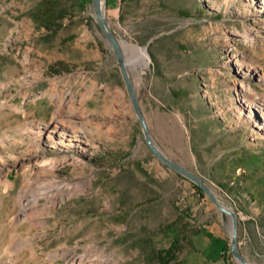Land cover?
Instances as JSON below:
<instances>
[{"label": "rangeland", "instance_id": "374dc122", "mask_svg": "<svg viewBox=\"0 0 264 264\" xmlns=\"http://www.w3.org/2000/svg\"><path fill=\"white\" fill-rule=\"evenodd\" d=\"M106 3L152 140L264 264V0ZM229 226L145 144L91 1L0 0V264H160L176 233L168 264H240Z\"/></svg>", "mask_w": 264, "mask_h": 264}, {"label": "water", "instance_id": "95a60500", "mask_svg": "<svg viewBox=\"0 0 264 264\" xmlns=\"http://www.w3.org/2000/svg\"><path fill=\"white\" fill-rule=\"evenodd\" d=\"M91 1L95 20L110 44L113 54L118 62L120 73L123 79V82L126 87V91L128 97L130 99L133 110L138 118L140 124V131L142 137L145 141V144L148 146L150 151L166 166L170 169L180 173L184 177L188 178L192 181L196 186H198L203 192L211 199L213 204L223 213L227 214L230 217V244L229 249L232 253L233 257L240 264H251L241 253L238 242H237V231H238V215L235 210H233L230 206L225 205L220 201L216 193L212 190V188L205 182L204 179L200 178L198 175L188 170L187 168L179 165L175 161L171 160L167 157L159 147L152 140L150 133L148 131L144 113L142 111L140 101L138 99V95L136 93L135 87L132 83L129 71H128V58L126 56V51L122 48L120 42L116 39L114 33L110 30L107 19L105 17L104 10L106 9V0H89ZM88 1V2H89ZM145 50V48H144Z\"/></svg>", "mask_w": 264, "mask_h": 264}, {"label": "trees", "instance_id": "16d2710c", "mask_svg": "<svg viewBox=\"0 0 264 264\" xmlns=\"http://www.w3.org/2000/svg\"><path fill=\"white\" fill-rule=\"evenodd\" d=\"M75 1H76V5L79 8H83L85 7V5L88 3L89 0H75ZM55 72H60V71H55ZM254 157L256 159L253 158V160L243 163V165L245 166L243 168V176L249 174V172L251 171H254V173H251V176L248 178V180L251 181L250 182L251 184L245 183L246 180L244 179L240 180L241 181L240 184L243 185L242 188H244L245 190L246 189L249 190L248 188L251 187H258V185L261 186V188L257 191L255 197L251 191H249V194L251 195V197H254L253 200H257L258 203L262 205V208H264V158L263 157L260 158L258 155H255ZM256 173H259V176L255 177ZM180 240L181 237L178 235V233H176L174 235V239L171 241L169 246L158 252L157 261L160 264H168L170 261L175 259L177 252L181 248ZM212 242L216 244H221L224 249L225 248H227V250L229 249L228 245L221 239H213Z\"/></svg>", "mask_w": 264, "mask_h": 264}, {"label": "bare ground", "instance_id": "6f19581e", "mask_svg": "<svg viewBox=\"0 0 264 264\" xmlns=\"http://www.w3.org/2000/svg\"><path fill=\"white\" fill-rule=\"evenodd\" d=\"M141 54H142V56H143L144 59L147 57V54H146L145 51H141Z\"/></svg>", "mask_w": 264, "mask_h": 264}]
</instances>
